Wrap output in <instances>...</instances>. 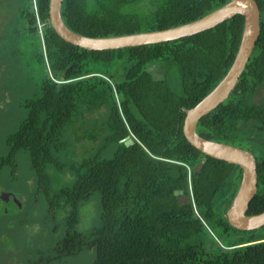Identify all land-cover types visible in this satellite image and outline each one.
<instances>
[{
	"label": "trees",
	"instance_id": "obj_1",
	"mask_svg": "<svg viewBox=\"0 0 264 264\" xmlns=\"http://www.w3.org/2000/svg\"><path fill=\"white\" fill-rule=\"evenodd\" d=\"M229 1L63 0L60 14L72 32L105 38L181 26ZM255 1L260 35L250 59L227 99L196 126L200 137L253 155L257 192L247 216L264 211V0ZM48 5L0 0V76L9 87L35 85L18 102L25 117L0 154V175L6 168L14 176L25 156L32 176L20 220L6 229L22 231L25 243L31 229L48 225L38 243L24 244L23 264L62 263L83 251L92 252L91 264H264V236L255 233L264 227L241 232L226 219L240 168L204 156L182 134L185 112L230 68L243 17L175 41L88 51L57 36ZM152 65L163 81L147 72ZM91 113L103 118L99 140L87 132ZM61 176L67 181L55 187ZM94 194L99 215L83 232L80 209ZM37 198L39 225L29 218Z\"/></svg>",
	"mask_w": 264,
	"mask_h": 264
},
{
	"label": "water",
	"instance_id": "obj_2",
	"mask_svg": "<svg viewBox=\"0 0 264 264\" xmlns=\"http://www.w3.org/2000/svg\"><path fill=\"white\" fill-rule=\"evenodd\" d=\"M62 1L49 0L48 15L51 28L64 42L88 51L119 50L175 41L210 30L236 15L243 17L244 26L240 43L230 68L212 91L194 107L185 112L182 134L185 140L204 156L224 161L240 168V184L230 207L226 211L228 224L241 232L254 231L264 227V211L252 216L246 215L249 204L257 192L256 163L253 155L247 150L232 145L204 139L196 132L199 120L227 99L250 59L252 50L260 35V12L256 1L230 0L204 17L181 26L105 38L86 37L68 29L60 14ZM146 70L156 81L164 80L160 66L152 65ZM132 142V139L128 138L124 144L128 146ZM203 163L204 159L198 168ZM178 194H181V192H174V195Z\"/></svg>",
	"mask_w": 264,
	"mask_h": 264
},
{
	"label": "rangeland",
	"instance_id": "obj_3",
	"mask_svg": "<svg viewBox=\"0 0 264 264\" xmlns=\"http://www.w3.org/2000/svg\"><path fill=\"white\" fill-rule=\"evenodd\" d=\"M31 53V52H30ZM4 73V72H3ZM2 73V74H3ZM19 82L12 81L11 87L8 85V81L6 80V74L3 75L2 78L0 76V154H4V136L14 131L20 121H22L25 117V111L19 106V101L28 95L30 92H32L35 89V85L32 83H28L26 87L17 89V84ZM1 87L4 88L3 91H1ZM88 115V114H87ZM86 115V116H87ZM91 117L88 116L86 119V125H87V132L89 134H95L97 137V140H99L103 136L102 131V124H103V118L102 117H95L94 113L90 114ZM80 132V128H79ZM71 132V136H72ZM88 135V134H87ZM83 144V142H80ZM87 146V143L85 145ZM80 149V147L78 148ZM77 149V150H78ZM19 163V169H16V173L14 176L8 172L6 168H4V175H0V190L2 191H8L11 194L14 195H20L23 194L24 191H29V187L32 185V176L30 175V171L27 165V158L25 156L20 159ZM66 178L61 176L58 177L55 181V187H59L62 184L66 182ZM25 185V186H24ZM26 187V189H25ZM11 203V204H10ZM23 204V203H22ZM32 205L34 206V212H31L29 215V218L34 219L36 222H42V219H44V205L43 202L40 201V199H35V201L32 202ZM8 206V209L10 210H16V208L19 206L17 200H13L12 202H4L3 200H0V213L2 212V209L4 207ZM24 206V204H23ZM99 215V195L94 194L90 201L85 203L79 213V223L77 225V228L81 231H86L90 229L92 225L95 224L96 218H98ZM1 218V216H0ZM4 218V217H3ZM10 224H12V220H8ZM38 224V223H36ZM44 225V224H42ZM46 228H48V225H46ZM44 226H41L39 229H46ZM30 229V228H29ZM33 229H31L33 234ZM218 239L217 241H220L219 233L214 231L213 232ZM257 234L260 233L261 236H264V231L261 230L260 232H255ZM12 240L16 241L15 245H22L23 248L24 244H26L27 248L30 249V245L26 243L27 240H29L32 235H29L25 238V243L23 242V232H14L11 234ZM237 238L238 235H235ZM243 237H249L251 234H242ZM32 239V238H31ZM33 241V240H32ZM38 243V242H37ZM32 257V255H31ZM92 252L90 251H83L81 253H78L76 256L68 258L64 260L62 263L57 264H91L92 262ZM24 259L23 257L19 258V262H22ZM26 264V263H25ZM40 264V263H39Z\"/></svg>",
	"mask_w": 264,
	"mask_h": 264
},
{
	"label": "flooded vegetation",
	"instance_id": "obj_4",
	"mask_svg": "<svg viewBox=\"0 0 264 264\" xmlns=\"http://www.w3.org/2000/svg\"><path fill=\"white\" fill-rule=\"evenodd\" d=\"M27 191H24L23 194L20 195H14L9 193L8 191H1L0 190V200H3L4 202H12L13 200H17L19 206L16 208V210L12 209H8V206L4 207V209H2V212L0 213V216L2 217V215H8L9 217H12L10 220H12V224L17 225V222L20 220V212L19 210L22 208V201L27 203ZM11 204V203H10ZM25 205V204H24ZM33 212H34V208H33ZM16 218V219H15ZM0 218V220H2L0 222V264H23L22 262H19V258L22 257L23 255V246L22 245H15L14 240H12V233H14V231L11 230H7L6 226L9 223V221L7 219ZM43 221V219H42ZM39 225V222L38 224ZM13 227V226H12ZM45 231L43 229H34L33 230V241L37 240L38 237L41 234H44ZM38 242V240H37ZM26 256H31V254L26 255ZM40 259L37 260H32V262L27 261L28 264H39L37 261H39Z\"/></svg>",
	"mask_w": 264,
	"mask_h": 264
}]
</instances>
